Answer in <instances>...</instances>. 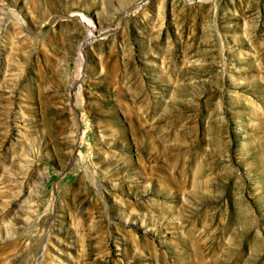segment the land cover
Here are the masks:
<instances>
[{"label":"rangeland","instance_id":"374dc122","mask_svg":"<svg viewBox=\"0 0 264 264\" xmlns=\"http://www.w3.org/2000/svg\"><path fill=\"white\" fill-rule=\"evenodd\" d=\"M0 264H264V0H0Z\"/></svg>","mask_w":264,"mask_h":264},{"label":"bare ground","instance_id":"6f19581e","mask_svg":"<svg viewBox=\"0 0 264 264\" xmlns=\"http://www.w3.org/2000/svg\"><path fill=\"white\" fill-rule=\"evenodd\" d=\"M75 16L79 17V21H80L81 23H85V24H86V21L84 20V18H85L84 15H83V17H80V15L75 14ZM81 19H82L83 21H82ZM86 19H87V18H86ZM76 21H77V20H76ZM87 26H88V25H87ZM89 27H91L90 30H89L90 33L93 34V35H91V34L89 33V34H90V37H89V38H94V37H96V36H95V31L92 29V26L89 25ZM83 46L85 47V45H83ZM82 51H83V49H82ZM82 55H83V54H82ZM81 160H82V161H81ZM81 160L79 161V160L77 159V160H76V165H75V166H77V167L80 166V164H81L82 162L85 163V159H84L83 156H81Z\"/></svg>","mask_w":264,"mask_h":264}]
</instances>
